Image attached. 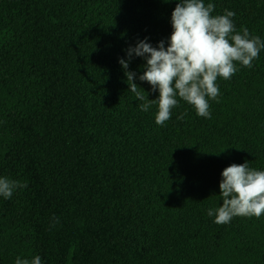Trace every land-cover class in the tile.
Wrapping results in <instances>:
<instances>
[{
  "label": "trees",
  "instance_id": "16d2710c",
  "mask_svg": "<svg viewBox=\"0 0 264 264\" xmlns=\"http://www.w3.org/2000/svg\"><path fill=\"white\" fill-rule=\"evenodd\" d=\"M178 2L0 0V177L27 181L0 196V264H264V215L207 214L226 166L264 170V48L217 78L210 118L177 96L163 125L119 63L139 40L167 47ZM204 3L264 41V0ZM145 67L128 63L156 99Z\"/></svg>",
  "mask_w": 264,
  "mask_h": 264
},
{
  "label": "clouds",
  "instance_id": "9594fccd",
  "mask_svg": "<svg viewBox=\"0 0 264 264\" xmlns=\"http://www.w3.org/2000/svg\"><path fill=\"white\" fill-rule=\"evenodd\" d=\"M215 5L204 0H179L171 13L172 32L165 47L161 40L153 47L147 38L139 40L126 50L127 59H119L125 70L128 88L147 112L156 103L157 125H163L171 117V111L178 106L177 96L193 106L198 116L210 118L209 101L219 95L217 78L228 80L237 71L236 64L252 67V62L264 48L259 36H252L246 27L237 31L233 22L235 13L226 10L222 15H212ZM146 58L145 71L139 76L152 89L158 90L156 99H148L145 91L134 82L135 72L128 70L131 58ZM185 113L177 119H183ZM218 208H209L207 214L215 216L216 224H227L235 216L259 218L264 215V170L232 163L221 172ZM27 187V181L0 177V196L10 199L17 189ZM53 226L59 222L53 216ZM15 264H41V257L16 258Z\"/></svg>",
  "mask_w": 264,
  "mask_h": 264
}]
</instances>
